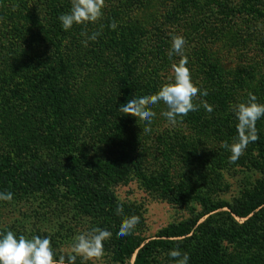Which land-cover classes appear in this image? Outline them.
<instances>
[{"label":"rangeland","instance_id":"rangeland-1","mask_svg":"<svg viewBox=\"0 0 264 264\" xmlns=\"http://www.w3.org/2000/svg\"><path fill=\"white\" fill-rule=\"evenodd\" d=\"M252 4L261 7L264 0H105L97 22L63 30L58 17L69 11L70 0H0V155L59 165L68 163L71 152L107 162L120 146L111 141L117 73L128 64L130 99L154 94L170 81L179 59L169 56L170 34L181 35L192 82L208 91L193 102L206 101L213 111L201 106L173 126L161 114L166 106L155 105L149 133L143 131L145 121L130 115L122 136L129 159L116 175L114 168L110 188L125 217H140L130 234L133 242L192 219L196 225L218 210L253 206L264 194V116L256 122L259 139L235 163L221 147L236 137L231 106L246 102L249 92L264 104V12L249 11ZM113 21L115 29L109 28ZM94 32L101 34L89 40ZM124 32L133 50L128 59L116 40ZM205 58L210 67L202 63ZM53 75L63 101L49 130L53 118L45 85ZM0 192L13 193L10 202L0 200V232L48 236L54 259L69 251L74 236L93 227L110 231L63 189L49 194L0 182ZM215 202L226 206L208 211L207 204ZM256 210L243 218L229 214L238 224L247 218L244 239L234 237L240 228L220 222L229 237H221L223 251L215 264H264V215L249 221ZM110 240L103 242V257L87 264H131L132 257L119 261ZM186 247L162 249L152 264H174L169 251Z\"/></svg>","mask_w":264,"mask_h":264},{"label":"trees","instance_id":"trees-1","mask_svg":"<svg viewBox=\"0 0 264 264\" xmlns=\"http://www.w3.org/2000/svg\"><path fill=\"white\" fill-rule=\"evenodd\" d=\"M249 11L261 14L264 12V6L257 7L253 5ZM126 33L124 32L116 40L121 43L119 47L122 54H124L125 59H128L133 50L127 43L125 36L128 34ZM202 63L210 67V63L206 58ZM127 65L121 70V73H117L119 105L115 111L117 124L113 125L114 136L111 139V141L116 140V144L120 146L116 153L109 155L107 162L89 161L85 158H80L77 153L71 152H67L68 163L59 165L42 162H18L5 155H0V182H6L23 191L43 190L49 194H52L55 190L63 189L67 195L75 199L81 209L96 215L106 228L111 231L110 241L114 251L119 256V261L132 257L131 264H152L158 251L187 244L185 251L190 257L189 264H215L216 261H219L220 255H222L221 241L223 238L229 237L227 233L221 231L220 222L223 224L230 221L233 226L240 228V231L235 233L234 237L244 239V236L249 234L248 229L244 226L247 224L245 223L247 218L242 224H238L229 214L232 213L239 218H243L252 210L257 209L252 213L253 217L249 218V221L256 216L264 215V194L257 198L253 206H240L238 209L231 208L229 212L218 210L207 215L206 218L196 225V219H192L187 224L164 227L158 230L154 236L142 242L140 240L133 242L134 239L130 234L124 237L117 235L119 226L123 218H125V212L123 207L121 214L118 215L116 213L118 201L110 186L115 181V178L113 179L112 177L114 168H116V175L119 165H123L129 159L128 151L124 149L122 143V136L130 115H122L118 111L120 105L130 100L129 97L131 96L132 84L126 78ZM45 86L50 114L53 118L51 119L50 130L54 126V118L59 119L62 113L59 107L63 98L62 93L58 89L59 82L56 80L55 75L47 77ZM151 180L154 181V178ZM207 206L209 208L208 211H214L225 207L226 204L224 202H215L207 204ZM226 228L228 227L226 226ZM250 234H254V231ZM223 263L221 262V264Z\"/></svg>","mask_w":264,"mask_h":264},{"label":"clouds","instance_id":"clouds-1","mask_svg":"<svg viewBox=\"0 0 264 264\" xmlns=\"http://www.w3.org/2000/svg\"><path fill=\"white\" fill-rule=\"evenodd\" d=\"M70 9L61 14L58 19L63 30H69L72 26L95 23L103 15L102 9L105 0H70ZM103 27V26H101ZM117 24L113 21L109 28L115 29ZM100 32H94L88 36L89 40L95 41ZM82 36L87 33L82 32ZM171 35V49L169 56L175 54L178 61L172 65L173 75L170 81L150 95L133 97L126 103L121 104L118 111L122 115L135 116L137 119L146 122L143 131L151 132L150 124L156 113L153 106L163 103L166 106L161 114L171 125H176L178 118L187 116L189 112L198 111L201 106L211 113L213 107L206 101L201 100L200 104L194 103V99L199 96H207L208 91H201L191 79L188 59L183 55L186 40L181 35ZM87 46V41H84ZM236 118V137L233 142H224L221 147L230 153L229 162L235 163L250 143L259 139L256 122L264 116V104L257 102V97L249 92L246 102H239L231 106ZM13 193L0 192V200L11 201ZM123 212V203H118L116 213ZM140 222V217L136 215L123 218L117 235L124 237L133 232ZM112 233L106 229L93 227L89 231L82 232L74 236L70 249L67 253L60 255L59 259H54V252L51 239L48 236H32L26 238L20 235L18 238L13 231L0 232V264H76L77 257L81 259V264L89 261H97L104 255L103 242L111 238ZM169 257L174 260V264H188L190 259L187 252H181L179 248L169 251Z\"/></svg>","mask_w":264,"mask_h":264}]
</instances>
